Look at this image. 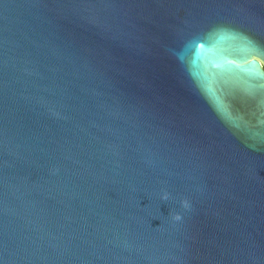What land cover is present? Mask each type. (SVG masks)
Instances as JSON below:
<instances>
[{
    "label": "water",
    "instance_id": "water-1",
    "mask_svg": "<svg viewBox=\"0 0 264 264\" xmlns=\"http://www.w3.org/2000/svg\"><path fill=\"white\" fill-rule=\"evenodd\" d=\"M0 264H264V0H0Z\"/></svg>",
    "mask_w": 264,
    "mask_h": 264
}]
</instances>
